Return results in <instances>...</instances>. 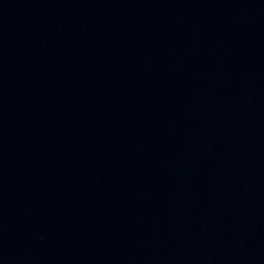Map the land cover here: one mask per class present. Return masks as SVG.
I'll list each match as a JSON object with an SVG mask.
<instances>
[{"label":"water","instance_id":"water-1","mask_svg":"<svg viewBox=\"0 0 264 264\" xmlns=\"http://www.w3.org/2000/svg\"><path fill=\"white\" fill-rule=\"evenodd\" d=\"M0 264H264V0H0Z\"/></svg>","mask_w":264,"mask_h":264}]
</instances>
